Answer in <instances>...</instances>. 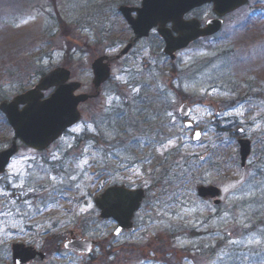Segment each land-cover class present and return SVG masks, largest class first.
<instances>
[{"label": "rangeland", "instance_id": "rangeland-1", "mask_svg": "<svg viewBox=\"0 0 264 264\" xmlns=\"http://www.w3.org/2000/svg\"><path fill=\"white\" fill-rule=\"evenodd\" d=\"M141 1L0 0V102L58 68L82 85L78 94L95 95L93 61L116 57L100 96L80 106L81 122L47 153L21 151L0 178V264H10L11 242L48 251L46 264H264V0L228 16L218 36L174 63L157 34L118 61L133 39L118 8ZM201 14L211 19L212 8ZM237 82L254 90L238 97ZM183 103L203 130L198 144L178 114ZM234 124L250 126L256 140L244 170L237 139L216 136ZM12 139L1 115L0 152ZM183 170L189 175L177 184ZM9 175L34 199L25 211L43 224L37 234H7ZM113 186L147 193L134 233L115 237L116 224L99 221L94 199ZM199 186L218 187L221 205L199 199ZM67 237L97 242L94 259L66 252Z\"/></svg>", "mask_w": 264, "mask_h": 264}, {"label": "water", "instance_id": "water-1", "mask_svg": "<svg viewBox=\"0 0 264 264\" xmlns=\"http://www.w3.org/2000/svg\"><path fill=\"white\" fill-rule=\"evenodd\" d=\"M249 0H143L141 9L127 6L118 8V12L131 27L136 39L149 37L152 30L157 29L158 35L165 43L164 55L172 61L175 54L197 40L213 37L219 34L224 26V18L246 6ZM206 5H213L215 19L208 21L205 27L197 20L184 21V16L191 11ZM133 13L137 14L133 18ZM172 28L168 29L167 25ZM127 46L117 57L121 59L132 49ZM93 86L96 95L75 93L81 90L82 85L70 82L71 72L58 68L43 77L37 86L26 93L15 97L11 101L0 103V112L5 116L14 131L13 145L0 152V176L4 175L11 159L18 153L17 141L25 147L35 151H44L51 144L59 140L62 135L78 124L81 120L79 107L89 100L96 99L99 89L111 78V59L101 57L92 64ZM54 89L53 94L45 99V93ZM23 109H20V108ZM191 107L184 103L179 109V115L188 120ZM184 128L191 131L194 123L186 121ZM238 135H243V128H239ZM199 133V138H197ZM202 140V131L194 132L192 141L198 143ZM239 154L241 168L245 169L251 154V144L247 140H239ZM197 195L203 201L215 200L214 205H221L222 192L214 186H199ZM146 198L142 189L130 190L126 187L114 186L107 189L94 204L100 212L99 221H114L117 225L114 236L119 237L125 232L135 231L134 218ZM97 243L87 239H68L64 249L75 255L90 256L97 247ZM13 264H45L46 254L37 252L34 248L24 245L13 246Z\"/></svg>", "mask_w": 264, "mask_h": 264}, {"label": "flooded vegetation", "instance_id": "flooded-vegetation-1", "mask_svg": "<svg viewBox=\"0 0 264 264\" xmlns=\"http://www.w3.org/2000/svg\"><path fill=\"white\" fill-rule=\"evenodd\" d=\"M251 0L249 1L250 4ZM248 4V5H249ZM129 6V5H128ZM141 6V4H140ZM139 5H135V6H130V7H134V8H138L140 7ZM212 7V6H210ZM204 8L198 9V10H194L192 12H190L189 14H187L184 17V21H192V20H198L200 21L203 25H205V23L210 20H206L204 21L203 15L201 14V12L203 11ZM136 16V14H134V17ZM156 32H153L149 38L147 39H142V40H135L132 39L129 43L134 41L133 44V49L131 50V52L128 54V56L124 57L128 58L132 55V53L137 49V47L139 46V44L143 41H147L148 39H150L153 35H155ZM160 39V38H159ZM161 43H162V49L164 48V43L163 41L160 39ZM128 43V44H129ZM121 53V52H120ZM116 58V57H114ZM112 58V59H114ZM122 59V60H124ZM121 60V61H122ZM119 61V60H118ZM113 65V62H112ZM72 77V76H71ZM251 79V78H249ZM72 81V79H71ZM252 83L247 82V89L249 91V93L252 92V90H254V87H252ZM92 101V100H91ZM6 126L9 128V130L12 132L13 134V139L11 141V144L9 145V147H11L13 145L14 142V133L12 128L9 126L8 122H6ZM249 129H251V127H248V131H246V135L245 138H247L250 142H251V146H252V154L251 157H253L254 152H253V147L255 145V139L254 136L249 134ZM58 143V141H56L55 143H53L47 150H45L44 152H36L33 151L31 149L26 148L24 145H22L21 143L18 142V146H19V152L18 154L11 160V163L7 169V172L5 175H8L10 168L12 167V165L14 164L15 160L17 159V157L19 156V154L21 153V151L23 150H28L31 152H35V153H47L49 152V150L56 144ZM263 155V153H261ZM250 157V158H251ZM15 176L13 175H9V178L7 180L6 186H5V192L7 194V199H6V205H5V210L3 212V220H4V224H5V228L7 231L8 235L11 236H22V235H26L28 233H26V231H30L31 234H37V230L38 228L41 226H43V224L38 225V223H36V221H34L33 219V215L31 212H26L25 211V204L33 201V197H29L27 195V193H25L23 190H19V189H15L13 187V182H15ZM43 200V199H42ZM36 218V217H35ZM68 238V237H67ZM66 238V239H67ZM65 239V240H66ZM47 241H51L49 239H47ZM15 244H23V243H13L11 242L9 245H7V258H9L10 264H13L12 259H13V253H12V248ZM25 245V244H24ZM5 246V245H4ZM27 247H33L35 248L37 251L44 253L47 255V258L49 257V252L48 251H43V249H38L34 246H30V245H26ZM1 249V248H0ZM2 250V249H1ZM0 250V251H1Z\"/></svg>", "mask_w": 264, "mask_h": 264}, {"label": "trees", "instance_id": "trees-1", "mask_svg": "<svg viewBox=\"0 0 264 264\" xmlns=\"http://www.w3.org/2000/svg\"><path fill=\"white\" fill-rule=\"evenodd\" d=\"M263 20V18H259L257 21L258 22H261ZM251 21V20H250ZM250 21H249V23H250ZM256 21V22H257ZM251 24H253V23H251ZM46 75V73H43V72H40V74H39V77H44ZM229 80H231V78L229 77ZM244 88V89H243ZM233 90H234V94H237V96L239 97L240 95H242L243 93H245V95H246V93H248V90L246 89V83L244 82V83H241V82H237V83H235L234 84V86H233ZM239 99V98H238ZM0 100H2V99H0ZM244 103L245 102V99H242L241 100V103ZM1 116V115H0ZM237 124H234V126H236ZM234 126H231V127H227V128H225V129H221V130H219L218 132H217V134H216V136H217V138L218 139H220L221 140V135H223V133H226V132H228L229 134H230V136L232 137V138H234L232 135H231V132L233 131V127ZM238 126V125H237ZM186 166L187 165H185V169H186ZM188 172H186V171H184L183 170V172H182V176H181V178L179 177L178 178V182H177V184L178 183H181L182 181H183V178H187L188 177ZM181 179H182V181H181ZM114 257V256H113ZM92 259H94L93 258V256H92Z\"/></svg>", "mask_w": 264, "mask_h": 264}, {"label": "snow or ice", "instance_id": "snow-or-ice-1", "mask_svg": "<svg viewBox=\"0 0 264 264\" xmlns=\"http://www.w3.org/2000/svg\"><path fill=\"white\" fill-rule=\"evenodd\" d=\"M197 138H199V133H197Z\"/></svg>", "mask_w": 264, "mask_h": 264}]
</instances>
